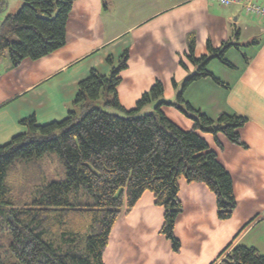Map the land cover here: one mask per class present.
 Segmentation results:
<instances>
[{
  "label": "crops",
  "instance_id": "obj_1",
  "mask_svg": "<svg viewBox=\"0 0 264 264\" xmlns=\"http://www.w3.org/2000/svg\"><path fill=\"white\" fill-rule=\"evenodd\" d=\"M247 1L222 6L216 0H75L63 47L15 67L6 54L0 57V146L28 131L21 121L29 116L38 125L66 118L74 108L78 83L91 69L109 75L125 51L127 67L121 71L117 87L119 103L125 109L134 108L157 81L163 86V95L145 107L146 112L159 102H176L183 81L196 71L186 56L190 34L196 58L207 56V66L218 61L236 71L228 83L218 78L224 86L202 78L183 92L192 108L212 119L222 112L247 118L240 129L246 147L232 144L221 134H203L208 148L232 177L236 200L232 217L217 219L215 197L204 184L180 180L182 212L174 234L181 247L175 253L160 234L163 210L145 192L113 226L102 256L104 264H211L227 246L236 245L254 247L264 254V20L244 11ZM252 1L264 5V0ZM17 2L15 10L23 0ZM12 13L6 11L0 22ZM208 42L215 49L232 44L224 55L233 67L210 58ZM251 46L252 55L244 56L240 66L227 58L231 51L243 55L240 49ZM216 87L224 92L223 99L221 90L218 101L208 99L206 104L191 96L194 90L218 91ZM161 110L180 128L192 127L173 106L162 105Z\"/></svg>",
  "mask_w": 264,
  "mask_h": 264
},
{
  "label": "trees",
  "instance_id": "obj_2",
  "mask_svg": "<svg viewBox=\"0 0 264 264\" xmlns=\"http://www.w3.org/2000/svg\"><path fill=\"white\" fill-rule=\"evenodd\" d=\"M74 1L23 0L16 12L0 22V57L6 54L15 67L63 47ZM4 3L0 0V11ZM188 42L186 56L196 71L183 81L175 103L159 102L141 114L163 95L157 81L134 108L120 105L117 87L127 67L125 51L109 75L91 69L78 83L74 108L66 118L43 125L33 116L21 121L28 131L0 146V264H104L102 256L113 226L145 192L163 210L160 234L178 253L181 244L174 229L182 212L180 180L204 184L215 197L217 219L232 217L236 207L232 177L203 134H221L232 144L246 147L240 129L247 118L222 112L212 119L184 100L185 88L199 79L210 77L224 85L207 69L209 57L194 56L191 34ZM231 45L215 49L208 42L210 58L233 67L224 55ZM100 101L121 114L98 107ZM162 105L176 108L192 127L177 126L162 112ZM49 152L63 162L64 180L46 181L40 166L34 175L23 173L18 189L7 180L14 160L36 163ZM211 264H264V254L245 245L227 246Z\"/></svg>",
  "mask_w": 264,
  "mask_h": 264
},
{
  "label": "rangeland",
  "instance_id": "obj_3",
  "mask_svg": "<svg viewBox=\"0 0 264 264\" xmlns=\"http://www.w3.org/2000/svg\"><path fill=\"white\" fill-rule=\"evenodd\" d=\"M17 1L21 0H9L8 1V5H5V8H3L2 11H0V16L4 15L6 13V11H11V12H16L20 7L15 10V6L17 5ZM10 9H14V10H10ZM241 53L242 54H238L237 52L231 51L228 55L227 58L233 62L234 64H236V66H240L241 63L244 60V56L246 57H250L254 51V48L251 46V48L248 47H242L241 49ZM214 64L216 65H209L207 66V69H210L211 71H214V76L216 78H220L225 82H230L231 81V77L236 74V71H231L226 69L225 67H223L222 65H220V63L218 61H214ZM209 70V71H210ZM213 73V72H211ZM206 80H210L211 82V78L207 77ZM224 86V85H223ZM216 90L218 91H212V90H206V91H198V90H194L191 92V96H198L199 98V103H202L201 100L206 104V102L208 101V99H214L216 101H218L219 98H221V93L219 92L221 89H219L218 87H216ZM222 91V90H221ZM223 95H222V99L224 96V92L222 91ZM188 96H190V94L188 93ZM137 102V101H136ZM182 107L185 106V104H181ZM98 107L111 112V113H118L121 114L118 111H114L113 109L106 107V105H104V101H100L97 104ZM135 107V106H134ZM146 110L144 109L142 111L141 114L143 113H147L145 112ZM123 114V113H122ZM13 172H11L8 175L7 180L8 181H12L16 184L17 189L21 186V178L23 177V173H27L26 175L29 177L31 175H34L35 172H37V167L40 166L41 169L44 172V178L46 181H62L65 179V169H64V165L63 162L59 159V156L54 153V152H49V153H45L43 156H41L40 158L36 159V163H20L19 160H14L13 163L11 164ZM16 189L15 193H18L19 191ZM81 195L83 194L82 192L80 193ZM90 200V199H89Z\"/></svg>",
  "mask_w": 264,
  "mask_h": 264
},
{
  "label": "built area",
  "instance_id": "obj_4",
  "mask_svg": "<svg viewBox=\"0 0 264 264\" xmlns=\"http://www.w3.org/2000/svg\"><path fill=\"white\" fill-rule=\"evenodd\" d=\"M222 6H228L233 3H239V0H216ZM244 11L258 16L262 20H264V5L254 2L252 0H248L246 3L243 4Z\"/></svg>",
  "mask_w": 264,
  "mask_h": 264
}]
</instances>
